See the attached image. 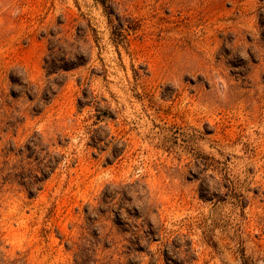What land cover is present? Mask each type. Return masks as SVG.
I'll return each mask as SVG.
<instances>
[{"label":"rangeland","instance_id":"rangeland-1","mask_svg":"<svg viewBox=\"0 0 264 264\" xmlns=\"http://www.w3.org/2000/svg\"><path fill=\"white\" fill-rule=\"evenodd\" d=\"M0 264H264V0H0Z\"/></svg>","mask_w":264,"mask_h":264}]
</instances>
